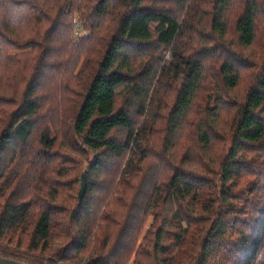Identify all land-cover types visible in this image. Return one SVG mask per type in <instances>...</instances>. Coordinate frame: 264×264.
<instances>
[{
  "label": "trees",
  "instance_id": "1",
  "mask_svg": "<svg viewBox=\"0 0 264 264\" xmlns=\"http://www.w3.org/2000/svg\"><path fill=\"white\" fill-rule=\"evenodd\" d=\"M0 258L264 264V0H0Z\"/></svg>",
  "mask_w": 264,
  "mask_h": 264
},
{
  "label": "water",
  "instance_id": "2",
  "mask_svg": "<svg viewBox=\"0 0 264 264\" xmlns=\"http://www.w3.org/2000/svg\"><path fill=\"white\" fill-rule=\"evenodd\" d=\"M87 187V174H85L83 176V179H82V186H81V192L79 194V200L80 201H83L85 195H86V189ZM0 264H22V263H19V262H16V261H10V260H7V259H2L0 258Z\"/></svg>",
  "mask_w": 264,
  "mask_h": 264
},
{
  "label": "rangeland",
  "instance_id": "3",
  "mask_svg": "<svg viewBox=\"0 0 264 264\" xmlns=\"http://www.w3.org/2000/svg\"><path fill=\"white\" fill-rule=\"evenodd\" d=\"M77 21H78V19H77ZM75 24L77 25V29H76V32H75V34H74V37L77 38L78 35L81 34V28H80V25H79L78 23H75ZM253 52H254V51H253ZM253 52L250 51V52L248 53V55H250V56H252L253 58H256V59H257V58H258V55L253 54ZM245 88H246V87H243V88L240 90V92H243V91L245 90ZM237 94H239V93H237ZM152 222H153V219H150L149 222H148V224H147V227H148V228H149V225L152 224Z\"/></svg>",
  "mask_w": 264,
  "mask_h": 264
},
{
  "label": "built area",
  "instance_id": "4",
  "mask_svg": "<svg viewBox=\"0 0 264 264\" xmlns=\"http://www.w3.org/2000/svg\"><path fill=\"white\" fill-rule=\"evenodd\" d=\"M75 23H78V21H77V20H75Z\"/></svg>",
  "mask_w": 264,
  "mask_h": 264
}]
</instances>
